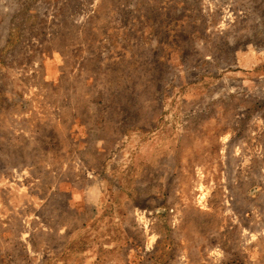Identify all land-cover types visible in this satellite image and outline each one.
<instances>
[{"label": "rangeland", "instance_id": "1", "mask_svg": "<svg viewBox=\"0 0 264 264\" xmlns=\"http://www.w3.org/2000/svg\"><path fill=\"white\" fill-rule=\"evenodd\" d=\"M0 264H264V0H0Z\"/></svg>", "mask_w": 264, "mask_h": 264}]
</instances>
